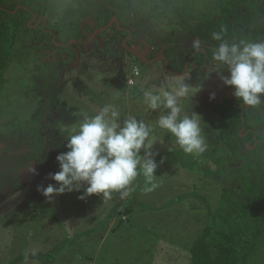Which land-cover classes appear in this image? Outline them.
I'll return each instance as SVG.
<instances>
[{
    "label": "rangeland",
    "instance_id": "374dc122",
    "mask_svg": "<svg viewBox=\"0 0 264 264\" xmlns=\"http://www.w3.org/2000/svg\"><path fill=\"white\" fill-rule=\"evenodd\" d=\"M229 2L50 0L45 18L62 29V37L80 28L93 40L105 21L118 19L133 32V48L145 54L150 44L146 57L153 58L134 62L112 26L89 46L73 39L76 56L66 62L35 44L29 33L21 37L0 92V264H190L191 247L205 226L224 228L211 214L223 187H234L233 164L219 147L214 111L229 91L221 79L229 74L227 66L213 64L204 78L198 69L178 76L160 57L167 48L187 54L194 41L203 51L209 48L190 29L199 31L205 14ZM243 3L240 15L248 14L250 5L258 8L244 26V40L264 41V0ZM185 75L182 81L191 91L182 104L189 115L200 116L207 145L199 154L184 153L175 137L155 124L166 110L147 109L142 99L143 89L167 87ZM107 104L120 110L121 120L134 116L152 125L157 187L144 193L141 175L124 199L114 192L108 200L96 195L82 200V186L50 201L42 189L56 183L50 174L60 170L57 156L68 151L67 138L85 116ZM254 113L264 120V102L254 106Z\"/></svg>",
    "mask_w": 264,
    "mask_h": 264
},
{
    "label": "trees",
    "instance_id": "16d2710c",
    "mask_svg": "<svg viewBox=\"0 0 264 264\" xmlns=\"http://www.w3.org/2000/svg\"><path fill=\"white\" fill-rule=\"evenodd\" d=\"M244 1L230 0L222 7L215 8L211 14H205L199 31L190 29L191 34L210 46L205 51L201 46L199 49H189L184 55H175L168 48L164 50L163 55L169 62L172 75L183 74L189 63V71L198 69L202 78L207 76L205 71L211 63H217L212 58L215 50L211 47L220 43L212 38L213 33H221L229 42L235 37L245 39L242 33L244 26L252 20L258 8L250 5L249 13L240 15V6ZM49 8L50 0H0V92L22 36L29 33L35 44L47 52L52 51V55L65 62L76 56L69 46L70 41L88 39L80 28H71L70 35L62 37V29L50 26L47 20L43 27L42 17L47 16ZM38 21L40 24L32 28ZM109 22L110 19L102 27ZM119 27L129 29L122 23ZM119 27L116 23L113 25L115 35L119 37L118 40L124 41L128 32L119 30ZM261 36L254 35V38ZM127 46L133 47L131 40ZM126 53L132 57L128 51ZM224 89L231 88L225 86ZM243 104L233 93L232 98L224 93L214 108L219 147L225 150L226 158L233 164L229 169V180L234 187H223L219 203L211 214V219L220 221L224 228L210 223L205 226L191 247L190 264H264V135L261 131L264 120L256 116L254 106H250L242 117L245 110Z\"/></svg>",
    "mask_w": 264,
    "mask_h": 264
},
{
    "label": "clouds",
    "instance_id": "9594fccd",
    "mask_svg": "<svg viewBox=\"0 0 264 264\" xmlns=\"http://www.w3.org/2000/svg\"><path fill=\"white\" fill-rule=\"evenodd\" d=\"M212 38L220 41L212 58L226 65L229 73L221 77L223 84L234 88V97L245 105L264 102V41L229 42L221 33H213ZM193 46L199 49L200 42L194 41ZM190 91L188 83L176 78L167 87L153 85L143 89L142 99L147 109L166 110L155 124L171 133L184 153L199 154L207 148L200 116L189 115L182 104ZM152 133V125L143 119L128 116L121 120L120 110L112 104L103 106L92 117L85 116L78 130L67 138L68 151L57 156L60 170L50 174L56 183L44 187L43 196L51 201L55 196L80 191L86 186L82 200L93 195L108 200L114 192L124 199L134 190L130 186L141 175L143 192L151 193L157 187L153 181L158 168L151 151ZM30 170L35 173V169Z\"/></svg>",
    "mask_w": 264,
    "mask_h": 264
},
{
    "label": "water",
    "instance_id": "95a60500",
    "mask_svg": "<svg viewBox=\"0 0 264 264\" xmlns=\"http://www.w3.org/2000/svg\"><path fill=\"white\" fill-rule=\"evenodd\" d=\"M36 20V19H35ZM42 20H44V25H43V27H45V25H46V18L45 17H42ZM114 21H115V23H117L118 25H119V21L117 20V19H113L107 26H105V27H103L101 30H99V31H97L96 33H95V35H94V37L96 38L99 34H101L102 32H104V31H106V30H108L111 26H112V24L114 23ZM40 24V21H38L37 22V24L35 25V26H32V28H35L36 26H38ZM130 33V32H129ZM130 36V35H129ZM129 38V37H128ZM128 38L127 39H125L124 41H123V46H124V48L126 49V50H128L129 52H131L133 55H136V56H138L141 60H144V61H147V62H149V60H147L143 55H141L138 51H136V50H134V49H131V48H129L128 46H127V40H128ZM94 39V38H93ZM74 43H77L76 41H73ZM147 53H148V51H146L145 52V55H147ZM161 58H164L165 59V68H166V70H168L169 72H170V70H169V67H168V60L164 57V56H162ZM154 60H156V59H154ZM188 69V64L185 66V72H186V70ZM184 72V73H185ZM171 73V72H170ZM183 73V74H184ZM183 74H181V75H183ZM233 90H234V88H231L229 91H228V93H227V96L229 97V98H232V96H231V93L233 92ZM242 106H245V110L243 111V114H242V117H244V113L249 109V107L250 106H248V105H245V104H243ZM249 147H250V145H248Z\"/></svg>",
    "mask_w": 264,
    "mask_h": 264
},
{
    "label": "flooded vegetation",
    "instance_id": "af4514ba",
    "mask_svg": "<svg viewBox=\"0 0 264 264\" xmlns=\"http://www.w3.org/2000/svg\"><path fill=\"white\" fill-rule=\"evenodd\" d=\"M112 20H113V19H112ZM112 20H111V21H112ZM117 20H118V19H117ZM111 21H110V22H111ZM110 22H109V23H110ZM109 23H108V24H109ZM114 24H115V21H114V23L112 24V28H113V25H114ZM116 24H117V23H116ZM117 25H118V24H117ZM106 26H107V25H106ZM119 26H120V23H119L118 27H119ZM119 29H121V30L123 29V30H126V31L128 32V37H129V38L127 37V38H128L127 42H128L129 40H131L130 38H131V36L133 35V32H132L131 30L126 29V28H121V27H119ZM108 30H109V29H108ZM106 31H107V30H106ZM129 32H130V33H129ZM84 33H86V32L84 31ZM99 35H100V34H99ZM99 35H98L95 39H97V38L99 37ZM129 35H130V36H129ZM87 37H88L87 40L82 41V42H77V41H76V42H77L76 44H82V43H83L84 46H89V44H91V43L94 44V40H95V39L91 40V39H90V36H88V35H87ZM127 38H126V39H127ZM71 41H72V40H71ZM71 41H70V43H71ZM132 42H133V41L131 40V43H132ZM70 43H69V46H70V48L73 50V49H74V46H71ZM122 43H123V42H122ZM147 45H148L147 48H148V50L150 51V47H149L150 44H147ZM124 49H125V48H124ZM131 49H134V48L132 47ZM89 50H90V51L95 50V51L97 52V51L100 50V48H96V49H95V48L92 47V49L89 48ZM134 50H135V49H134ZM126 51H128V50H126ZM149 51H148V52H149ZM128 52H129V51H128ZM129 53L132 55L131 59H133L134 62H139V63L143 62V60H141L138 56L133 55L131 52H129ZM139 53H140V52H139ZM140 54H141V53H140ZM141 55H143V56L147 59V57H146L147 55H145V54H141ZM163 56H164V55H163ZM164 57H165V56H164ZM160 58H161V57H160ZM165 58H166V57H165ZM136 59H137V60H136ZM155 59L157 60V58H155ZM163 59H164V58H163ZM148 60H149V61H152L151 59H148ZM156 63H157V62H156ZM164 63H165V59H164ZM187 64H188V66H189V63H187ZM187 64H186V65H187ZM168 65H169V62H168ZM212 65H213V62L211 63L210 67H211ZM135 70L137 71V74H138V76H139L141 73L138 71V68H135ZM186 71H187V70H186ZM185 73H186V72H185ZM185 73H184V74H185ZM184 74H183V75H184ZM183 75L180 74V75H178V76H183ZM134 84H135V82L132 83V85H134ZM226 95H227V94H226ZM231 96H232V95H231Z\"/></svg>",
    "mask_w": 264,
    "mask_h": 264
},
{
    "label": "built area",
    "instance_id": "2783aa9c",
    "mask_svg": "<svg viewBox=\"0 0 264 264\" xmlns=\"http://www.w3.org/2000/svg\"><path fill=\"white\" fill-rule=\"evenodd\" d=\"M135 75H138V74H137V72L135 73ZM133 82H134V81H133V80H131V84H132Z\"/></svg>",
    "mask_w": 264,
    "mask_h": 264
}]
</instances>
